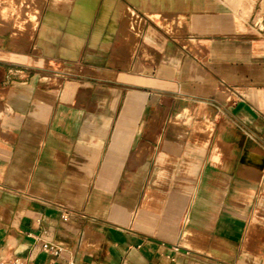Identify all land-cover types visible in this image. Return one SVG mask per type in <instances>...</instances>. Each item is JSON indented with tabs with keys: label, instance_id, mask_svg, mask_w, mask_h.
<instances>
[{
	"label": "crops",
	"instance_id": "obj_1",
	"mask_svg": "<svg viewBox=\"0 0 264 264\" xmlns=\"http://www.w3.org/2000/svg\"><path fill=\"white\" fill-rule=\"evenodd\" d=\"M42 10L0 18V264H264L261 39L219 0Z\"/></svg>",
	"mask_w": 264,
	"mask_h": 264
},
{
	"label": "rangeland",
	"instance_id": "obj_2",
	"mask_svg": "<svg viewBox=\"0 0 264 264\" xmlns=\"http://www.w3.org/2000/svg\"><path fill=\"white\" fill-rule=\"evenodd\" d=\"M15 8L19 14L6 18L7 15L15 14L17 11H7L1 9L2 6L8 5V0H0V18H6L4 21L17 20L23 24L24 29L37 27L38 21L42 16L45 3L48 0H14ZM229 7L233 14V20L239 24L241 31L249 37L260 38L259 44L264 46V0H219ZM252 6V7H251ZM246 12V10L251 9ZM239 11V12H238ZM241 13V14H240ZM32 14L35 16L32 19ZM129 17L135 20V25L130 26L131 31L135 33L137 39L141 33V16L138 12L129 13ZM194 41H183L187 48L193 47Z\"/></svg>",
	"mask_w": 264,
	"mask_h": 264
},
{
	"label": "built area",
	"instance_id": "obj_3",
	"mask_svg": "<svg viewBox=\"0 0 264 264\" xmlns=\"http://www.w3.org/2000/svg\"><path fill=\"white\" fill-rule=\"evenodd\" d=\"M53 250V252H56L57 251V249H52Z\"/></svg>",
	"mask_w": 264,
	"mask_h": 264
},
{
	"label": "bare ground",
	"instance_id": "obj_4",
	"mask_svg": "<svg viewBox=\"0 0 264 264\" xmlns=\"http://www.w3.org/2000/svg\"><path fill=\"white\" fill-rule=\"evenodd\" d=\"M95 3V2H94Z\"/></svg>",
	"mask_w": 264,
	"mask_h": 264
}]
</instances>
